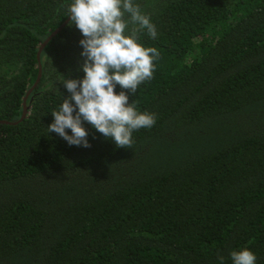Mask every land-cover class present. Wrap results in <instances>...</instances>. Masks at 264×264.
Wrapping results in <instances>:
<instances>
[{
	"label": "trees",
	"instance_id": "1",
	"mask_svg": "<svg viewBox=\"0 0 264 264\" xmlns=\"http://www.w3.org/2000/svg\"><path fill=\"white\" fill-rule=\"evenodd\" d=\"M71 3L0 0V121L21 118ZM135 3L160 57L129 102L155 125L131 149L87 122L91 147L48 132L61 82L84 76L70 22L41 55L28 117L0 124V264H233L245 247L264 264V0Z\"/></svg>",
	"mask_w": 264,
	"mask_h": 264
},
{
	"label": "clouds",
	"instance_id": "2",
	"mask_svg": "<svg viewBox=\"0 0 264 264\" xmlns=\"http://www.w3.org/2000/svg\"><path fill=\"white\" fill-rule=\"evenodd\" d=\"M72 25L83 36L79 41L85 57L82 78L61 82L70 93L51 115L54 122L48 132H55L68 144L91 147L85 122L112 140L117 148L131 149L133 133L151 129L155 113L140 111L130 101L139 86L150 81L160 53L155 47L140 43L141 34L155 39L156 26L143 14L135 0H72L68 6ZM132 25V27H130ZM117 85L122 89L117 93ZM71 130L69 134L68 130ZM233 264H256L257 255L245 247L231 252ZM220 264L224 258L219 257Z\"/></svg>",
	"mask_w": 264,
	"mask_h": 264
},
{
	"label": "water",
	"instance_id": "3",
	"mask_svg": "<svg viewBox=\"0 0 264 264\" xmlns=\"http://www.w3.org/2000/svg\"><path fill=\"white\" fill-rule=\"evenodd\" d=\"M70 22H71V18L68 17V19L58 29H56L39 47V50L37 53V60L39 63V75H38L37 82L33 88H35L38 85V83L40 82L41 77H42L41 55H42L43 51L48 46V44L66 28V26ZM33 88L27 93L26 97L23 100V114H22L21 118L15 122H9V121L2 120V121H0V124L16 126V125H19L20 123H22L28 117L30 106H28L27 102H28L29 95L32 92Z\"/></svg>",
	"mask_w": 264,
	"mask_h": 264
}]
</instances>
